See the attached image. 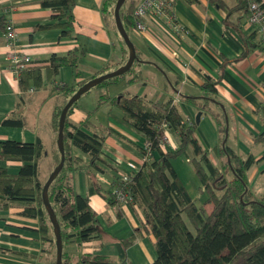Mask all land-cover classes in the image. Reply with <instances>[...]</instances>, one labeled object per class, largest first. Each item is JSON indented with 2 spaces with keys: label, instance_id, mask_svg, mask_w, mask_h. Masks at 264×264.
<instances>
[{
  "label": "crops",
  "instance_id": "obj_1",
  "mask_svg": "<svg viewBox=\"0 0 264 264\" xmlns=\"http://www.w3.org/2000/svg\"><path fill=\"white\" fill-rule=\"evenodd\" d=\"M41 1L0 0V21L2 18L11 21L16 30L14 51L29 56V66L41 68L43 80L39 89H21L18 76L10 70L9 49L0 28V123L8 118L22 124L21 127H0V142L35 143L39 140L46 155L38 163V174L40 181L45 182L53 170L57 151L51 116L55 108L63 107L67 102L62 91L53 89L89 81L109 65V72L116 70L127 61L128 54L113 29L103 21V0H74V39L63 37L58 30L35 31L37 26L53 23V10L42 8ZM221 1L229 9L236 5L235 0ZM260 1L264 3V0ZM243 7L228 13L210 4L209 0H197L195 5L176 0L172 21L150 16L146 33H138L143 41H139V48L134 46L138 61L132 66L133 72L117 84L98 89L95 94L78 100L69 118L73 124L82 125L90 120L85 130L89 135L107 129L112 132L103 143L102 162L99 163L102 172L95 175L105 190H112L120 177L135 174L142 168L145 143L144 137L123 120L121 111L108 104L102 105L88 118L98 99L105 94L109 97L135 95L152 103L178 100L177 106L187 121L195 126L196 137L209 151L212 162H226L227 158L219 154L223 144L241 159L248 155L255 160L261 158L264 148L257 153L253 149L264 146V143L255 142V138L264 133V50L260 46L257 28L248 22ZM252 35V48L241 58L245 43ZM78 48L86 50L85 57L78 63V79L67 67L58 69L55 76H49L46 67L52 55L64 56ZM139 72L140 80L129 84L128 81ZM211 80L218 81V84L214 93H207L202 86ZM182 97L207 101V108L199 110L184 102ZM213 116L225 126L224 132ZM164 131V149H177L176 134L167 128ZM72 154L83 165L89 163L77 151ZM193 157L188 151L184 162L172 160L171 165L196 202L201 197L198 182L196 178L192 180L187 166ZM151 158L157 160L158 154L153 152ZM22 165L16 161H0V167L11 175H16ZM41 165L45 170L43 178ZM70 178L75 192L86 196L85 173H72ZM89 206L103 230L102 238L80 245L71 238L64 249L66 264H81L80 257L86 254L103 256L111 263L123 259L124 264L154 263L155 239L149 230L143 229L144 217L136 205L124 203L117 209L101 196L92 195ZM22 210L19 204L0 210V264H52L53 248L48 243L42 244L38 220L22 216ZM138 228L139 236L124 249L121 241L128 240Z\"/></svg>",
  "mask_w": 264,
  "mask_h": 264
},
{
  "label": "trees",
  "instance_id": "obj_2",
  "mask_svg": "<svg viewBox=\"0 0 264 264\" xmlns=\"http://www.w3.org/2000/svg\"><path fill=\"white\" fill-rule=\"evenodd\" d=\"M116 1L103 0L101 14L106 25L109 26L111 20L119 43L128 53L114 23L113 12ZM127 1L122 5L119 13L125 32L130 38V33L134 32L135 27L134 13L141 0H130L126 6ZM183 1L190 5L197 3V0ZM235 1L236 5L233 9L227 8L221 0H209V3L228 13L238 11L244 5L243 9L248 14L251 0ZM255 1L264 11V3L260 0ZM40 6L53 10V23L37 26L35 31L58 30L63 37L74 39L72 36L74 0H42ZM6 21L4 18L0 21L2 30ZM259 38L260 46L264 50L260 35ZM253 39V35L247 39L241 58H244L252 48ZM85 55L84 48L74 49L64 56L52 55L46 70L49 76H55L58 69L67 67L73 70L74 78L78 79L80 76L78 63ZM136 57L138 59L137 51ZM109 70L110 65L91 79L104 75ZM220 71L222 72V68ZM132 72L133 67L127 73L129 75ZM127 73L105 80L93 89H106L116 84L119 79H123ZM140 75V72L137 73L128 83L133 84L139 81ZM18 78L22 90L42 87L43 80L39 67L27 66L20 71ZM86 82L71 86L63 85L54 88L53 91H62L68 100ZM217 84L218 81H207L202 89L207 93H214ZM182 100L199 110H205L208 105L207 101L200 102V98L197 97H182ZM77 103L78 101L70 107L65 118L64 166L48 188L49 203L60 226L63 245L62 264H66L64 249L71 238L78 245L102 238L103 230L89 206L90 196H101L109 205L117 209L123 204L113 193L114 189L120 187L119 180L112 190L107 191L95 177L96 173L102 172L99 167V163L102 162L100 155L105 137L112 132L107 129L103 133L89 135L85 130L90 125V120L82 125L73 124L69 118ZM105 104L119 109L123 120L144 137V142L151 145L152 152L158 154L157 160L149 157L143 162L142 168L130 175L131 181L128 184L130 204L140 209L144 217L143 229L149 230L155 239L156 259L153 264H264V199L253 198L247 179V172L251 167L264 161V151L258 160H255L252 155L241 159L223 144L219 154L227 160L221 168H217L209 157V151L199 143L195 126L187 121L172 100L152 103L135 95L120 94L109 97L105 94L98 99L94 110L87 115L88 118ZM61 110L62 107L55 108L51 116V127L56 136ZM213 118L216 117L213 116ZM215 120L224 132L225 126L222 122ZM21 126L20 121L8 118L0 123V127ZM164 126L178 138V147L173 151L161 148V144L165 142ZM255 142L264 143V133L257 136ZM73 151L85 156L89 163L83 165L80 159L73 156ZM188 151L194 155L189 163L197 179L198 189L205 196L201 205L191 199L171 165L172 160L186 156ZM45 155V149L39 140L35 143L0 142V161H16L23 164L16 175H11L5 168L0 167V210H7L12 204H19L23 207L22 216L37 219L41 242L43 245L48 243L52 246V264H55V237L41 197L45 182L40 181L38 174V163ZM59 161L60 153L57 148L53 169ZM76 172H83L87 177V195L84 197L75 192L70 178L71 174ZM226 174H230L231 179L228 180ZM207 206L211 207L209 212L205 209ZM117 215L120 217V212H117ZM139 232L140 228L135 229L128 240L121 241L122 247L124 249L130 247L139 236ZM79 262L81 264H124L125 260L111 263L103 256L86 254L80 257Z\"/></svg>",
  "mask_w": 264,
  "mask_h": 264
},
{
  "label": "built area",
  "instance_id": "obj_3",
  "mask_svg": "<svg viewBox=\"0 0 264 264\" xmlns=\"http://www.w3.org/2000/svg\"><path fill=\"white\" fill-rule=\"evenodd\" d=\"M174 0H141L135 10V27L134 31L139 34H144L148 27V18L159 17L166 20L172 21L174 19L173 15V2ZM248 22L257 28V31L261 37L262 43L264 45V11L260 8V4L255 0H251L248 10ZM3 37L6 43L8 51V60L10 63V70L17 76L22 69L30 65V58L27 55H19L14 51L15 41H16V30L13 23L9 20L6 21L3 28ZM177 103L178 100H174ZM164 129L167 127L164 126ZM164 143L161 144V148L164 149ZM143 162H145L152 155L151 145L147 142L143 145ZM131 181L130 175H124L119 178L120 187L114 189L117 200L124 203H130V189L128 184Z\"/></svg>",
  "mask_w": 264,
  "mask_h": 264
},
{
  "label": "water",
  "instance_id": "obj_4",
  "mask_svg": "<svg viewBox=\"0 0 264 264\" xmlns=\"http://www.w3.org/2000/svg\"><path fill=\"white\" fill-rule=\"evenodd\" d=\"M126 1L127 0H117L114 6V12H113L116 30L128 49V58H127L126 63L122 65L121 67L117 68L115 71L95 77L93 79H90L84 85H82L67 100L65 105L62 107L61 114L59 117L56 144H57L58 151L60 153V161L58 165L52 170V172L48 176L42 188V194H41L42 203H43L45 212L48 215L51 226L53 228V234L55 237V247H56L55 264H62L63 245H62V238H61V233H60V226H59V223L57 222L56 215L49 203L48 188L51 185V183L56 179V177L58 176V174L60 173V171L62 170L64 166L65 157H64L63 128H64V123H65V118H66L67 112L70 109V107L74 103H76L84 94H86L91 89L98 86L105 80L112 79V78L119 77V76L126 74L131 69L132 65L135 62H137L138 59L136 57L135 47L133 43L131 42L128 34L125 32V29L121 22L120 13H119L120 8ZM196 122H198V117L196 118Z\"/></svg>",
  "mask_w": 264,
  "mask_h": 264
},
{
  "label": "rangeland",
  "instance_id": "obj_5",
  "mask_svg": "<svg viewBox=\"0 0 264 264\" xmlns=\"http://www.w3.org/2000/svg\"><path fill=\"white\" fill-rule=\"evenodd\" d=\"M130 0H128L127 1V3H126V6H128V2H129ZM109 27L111 28V29H113L112 28V25H111V20L109 21ZM138 37H140L139 36V34L137 33V32H131L130 33V40H131V42L133 43V45L135 46V47H137V48H139V45L138 44H140L139 43V41L140 42H142L143 40L141 39V37L140 38H138ZM128 54V53H127ZM113 71H115V70H113ZM113 71H110V72H113ZM110 72H108V73H110ZM107 74V73H106ZM126 76H128V73H127V75H125L124 77H126ZM122 79H119L118 80V82L119 81H121ZM117 84V83H116ZM113 85H115V84H113ZM112 85V86H113ZM111 86V85H110ZM95 92H96V90H94V89H91L90 91H89V93L88 94H84L83 95V98H87V96H91V95H93V94H95ZM173 92V91H172ZM262 146L261 145H258V146H256L254 149H253V151L255 152V153H257L259 150H261V149H263L264 148V146L261 148ZM184 158H185V156L183 155V156H180V157H178L177 159H180V160H182L183 162H184ZM176 159V160H177ZM178 163H180V162H178ZM214 163V165L217 167V168H221V166L225 163V162H223V161H221V162H213ZM185 165H187V164H185ZM42 167H41V169H40V171H41V176H42V178L44 177V175H45V170H44V166L43 165H41ZM188 166V169L190 170V172H191V174H192V176H193V179L192 180H195V175H194V171H193V168H192V166L191 165H187ZM226 178L229 180V179H231V175L230 174H226ZM247 179H248V185H249V188H250V190H251V192H252V194H253V198L255 199V200H261V199H264V162H262V163H260V164H256L255 166H253L248 172H247ZM46 182V181H45ZM198 191H199V189H198ZM199 193H200V195H201V197H200V199L198 200V201H196V203L198 204V205H201L202 203H203V201L205 200V196H203V194H201V192L199 191ZM195 202V201H194ZM205 209H206V207H205ZM210 208L209 207H207V211L209 210Z\"/></svg>",
  "mask_w": 264,
  "mask_h": 264
}]
</instances>
